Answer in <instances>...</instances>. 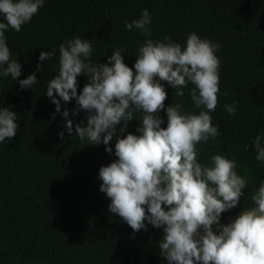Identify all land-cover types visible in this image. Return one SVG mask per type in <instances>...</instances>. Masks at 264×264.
Returning a JSON list of instances; mask_svg holds the SVG:
<instances>
[{"label":"trees","instance_id":"16d2710c","mask_svg":"<svg viewBox=\"0 0 264 264\" xmlns=\"http://www.w3.org/2000/svg\"><path fill=\"white\" fill-rule=\"evenodd\" d=\"M143 8L153 16L148 37L124 28V21L138 18ZM191 31L222 45L217 53L221 94L211 114L221 135L218 142L198 145L200 159L230 154L245 166L237 171L249 181L242 203L222 213L220 222L250 206L251 191L264 179V165L254 160L251 148H244L264 132V0H45L29 24L6 33L22 65L18 79L36 71L37 63L41 71L35 91L22 90L10 76L0 80V106H11L18 123L16 135L0 143V264H161L156 242L162 231L148 225L133 233L109 213V200L99 191L98 169L114 155L103 144H85L74 132L58 136L63 119L59 113L52 118L54 105L44 96L57 58H37L41 50L80 36L91 39L93 61L104 63L105 53L123 46L124 62L131 67L145 38L168 36L183 44ZM86 82L84 75L77 77L78 94ZM165 90V105L182 100L185 109L190 107L187 91L179 98L173 97L174 89ZM233 100L236 112L228 116L223 105ZM65 107L73 128L87 115L84 110L71 115L77 107L74 100L61 102V111ZM160 115L164 117L163 110ZM137 124L135 118L128 121L124 135L135 133Z\"/></svg>","mask_w":264,"mask_h":264},{"label":"clouds","instance_id":"9594fccd","mask_svg":"<svg viewBox=\"0 0 264 264\" xmlns=\"http://www.w3.org/2000/svg\"><path fill=\"white\" fill-rule=\"evenodd\" d=\"M44 3L0 0V80L10 76L22 90L35 91L41 64L18 79L22 65L14 58L6 33L19 32ZM152 21L149 9L143 8L138 18L124 21V28L148 37ZM221 47L218 40L195 31L186 34L183 44L168 36L149 37L138 46L129 67L123 46L112 49L111 55L105 53V62L100 63L91 59V39L73 36L58 47L41 50L37 58L39 62L57 58L44 96L54 105L52 118L59 113L63 119L58 136L74 132L85 144H103L104 151L114 155L98 169L99 191L109 200V213L118 215L133 233L148 225L162 231L156 242L161 264H264V179L251 191L250 206L221 223V214L245 196L249 181L237 171L245 166L224 153L200 159L198 145L221 135L211 115L221 94L217 55ZM80 75L87 82L78 94ZM166 86L174 89L173 97L182 98L187 91L190 107L185 109L182 100L165 105ZM70 100L77 106L72 116L80 110L87 113L86 123L81 120L74 128L70 110L61 111V102ZM223 110L233 116L236 101L225 103ZM133 118L138 121L135 133L124 135ZM17 129V113L11 106H0V143L14 137ZM244 148H251L254 160L264 165V132Z\"/></svg>","mask_w":264,"mask_h":264},{"label":"rangeland","instance_id":"374dc122","mask_svg":"<svg viewBox=\"0 0 264 264\" xmlns=\"http://www.w3.org/2000/svg\"><path fill=\"white\" fill-rule=\"evenodd\" d=\"M235 217V216H234ZM234 217H230V218H228L226 221H224V222H222V223H228L232 218H234Z\"/></svg>","mask_w":264,"mask_h":264}]
</instances>
